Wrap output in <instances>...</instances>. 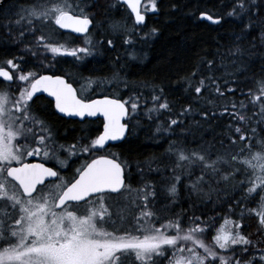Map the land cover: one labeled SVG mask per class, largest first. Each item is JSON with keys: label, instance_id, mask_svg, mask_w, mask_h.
I'll return each mask as SVG.
<instances>
[{"label": "snow or ice", "instance_id": "6c2138e0", "mask_svg": "<svg viewBox=\"0 0 264 264\" xmlns=\"http://www.w3.org/2000/svg\"><path fill=\"white\" fill-rule=\"evenodd\" d=\"M120 2L130 10V28L128 20L109 15L115 7L109 0H0V30L16 46L24 45L19 56L0 63V264H264V63L259 87L248 86L257 82L249 76L251 57L264 51V0H229L224 14H199L214 25L227 18L239 27L231 43L217 42L212 59H202L185 78H195L189 87L197 100L215 94L228 102L220 113L197 112L189 104L170 117L166 130L182 139L169 144L167 163L153 167L149 161L146 172L139 169L138 188L132 187L130 168L126 174L122 163L99 153L123 140L128 122L140 114L172 113L164 87L152 85L147 97L139 92L124 99L119 85L128 87V81L116 68L111 77L83 78L86 83L45 74L59 63L56 57L84 60L98 45L108 51L116 47L114 39L93 33H118L129 46L126 58L136 60V38L157 34L155 28L144 34L137 29L147 27L149 13L159 14L160 0ZM70 34H87L85 46L61 43ZM25 57L35 62L34 69L22 67L29 63ZM42 93L54 98L61 114L99 115L105 121L100 134L69 146L67 155L83 157V163L67 179L61 173L71 166L64 160L55 164L64 146L54 147L53 129L33 114ZM237 94L247 103L228 99ZM195 115L205 122L223 116L226 133L213 144L194 141L195 150L186 148L195 133H184L185 120L192 117L199 129ZM36 157L53 166L29 162ZM221 219L225 226L217 228ZM249 219L257 221L255 233L243 223Z\"/></svg>", "mask_w": 264, "mask_h": 264}, {"label": "trees", "instance_id": "16d2710c", "mask_svg": "<svg viewBox=\"0 0 264 264\" xmlns=\"http://www.w3.org/2000/svg\"><path fill=\"white\" fill-rule=\"evenodd\" d=\"M24 2L25 0H12L14 4H23ZM228 2L229 0H160L159 14H149L147 27L142 28V30L146 29L148 31L155 28L157 34L146 40L136 38V60L126 58V49L129 46L123 43L118 33L111 35L107 32H105V35L93 33L94 38L98 37L103 40L107 36L114 39L116 47L108 51L98 45L95 54L85 61H78L64 56L56 57L59 63L55 64L51 72L45 73L65 74L69 72L76 79L83 82V78L87 77V74L81 73L83 71L90 72V77H94L96 72H101L97 75V78L100 75L105 78L111 77L113 68H116L120 71L121 78L128 81V87H125L124 84L119 85L121 89L119 95L124 99L139 92H143L144 96L147 97L152 85L164 87L165 96L172 106V113L165 112L158 117L153 114L152 118H149L146 114H140L138 119L129 122L130 128L127 137L112 147L113 149H110L112 156L118 158L120 163L125 166L126 174L127 170L131 169L133 188L141 186L139 184V169L142 168L146 172L145 164L149 161L153 162V167H156L157 161L163 160L167 163L166 152L169 144L182 139L178 135H172L170 130H166L167 121L170 117L175 118L189 104L197 112L204 108L218 113L223 112V106L227 104V100L218 99L215 94L197 100L189 87V83L195 85V78L191 82L185 78L191 70H195V66L202 59H212L211 54L215 52L217 42L227 45L231 43L230 38L239 32V27L227 18L220 25H211L198 18L202 11L209 12L214 17L226 13L230 10L227 7ZM109 3L117 5L118 8H112L109 13L111 17L116 20H130L129 12L125 6L118 3V0H109ZM83 42V38H76L71 35H68L67 40L61 41V43H65L70 47H82ZM242 46L249 47L247 42ZM259 47V42H257V48ZM23 48V44L16 46L13 41L9 40L3 30H0V63L3 59L19 56ZM262 56H264V51H255L251 57L253 63L251 64L252 71L249 76L255 75L257 82L255 84L249 83L248 86L253 91H256L259 87V73L261 64L264 63V60L260 59ZM116 57H120L119 64L115 63ZM25 59L29 60V63L27 66L22 65V67L34 69L35 62L30 57H25ZM217 75H221V73H217ZM238 79L244 82L246 77L241 75ZM145 85L148 87H145ZM228 99L232 101L244 100L247 103V98L239 94L228 96ZM42 118L49 123L56 139L61 143L76 144L78 140L85 137L86 132L90 134L96 131L95 125L81 128L83 133L79 138L77 133L79 125L77 123L71 125L69 120L52 115L51 111L50 113H43ZM195 121H199V129H197L192 117L185 120L184 133L187 134L189 129L195 133L188 136V139L184 142V146L188 149L195 150L197 148L194 141L213 144L226 133L228 120L223 116L205 122L201 120L199 115H195ZM158 128L159 131H157ZM181 131L180 129L176 130L178 134ZM249 207H255V205L250 204ZM184 210H188L187 205L184 206ZM197 214L199 213L197 212ZM226 218L235 219L233 216H226ZM243 223H245L246 228L251 225L248 228L249 232L255 233L257 231V221L255 219H249ZM223 224L224 220L221 219L216 227L220 228ZM156 226L159 227V224ZM206 243H210V240H206ZM199 251L202 254V250Z\"/></svg>", "mask_w": 264, "mask_h": 264}, {"label": "flooded vegetation", "instance_id": "af4514ba", "mask_svg": "<svg viewBox=\"0 0 264 264\" xmlns=\"http://www.w3.org/2000/svg\"><path fill=\"white\" fill-rule=\"evenodd\" d=\"M119 3V2H118ZM124 6V5H123ZM127 9V8H126ZM127 11L129 12V10L127 9ZM149 14H151V13H149ZM80 72V71H79ZM81 73H84V74H87V77L86 78H88V77H90V72H87V71H83V72H81ZM98 73V74H97ZM99 73H101V72H96V74L94 75V77H90L92 80H96V79H98V78H102L101 77V75L97 78V75H99ZM48 74H52V73H48ZM56 74V73H55ZM57 75H62V76H64L66 79H69V76L71 77V79H69V82H74V81H80V80H78V79H76L73 75H72V73H69V72H66L65 74H57ZM82 83H86V81H84L83 80V82ZM73 85L75 86V87H78L79 85L77 84V83H73ZM112 86V85H111ZM110 86V87H111ZM0 87H2V85H0ZM90 89H92V90H95L96 89V84H91L90 86ZM38 95H40V99H39V101L36 103V106H35V108H36V112H34L33 114L34 115H37L42 121H43V123H46V124H48L49 125V123L46 121V120H44L43 118H42V115H43V113H50V111H51V114L52 115H56V116H58V117H60V118H62V119H66V120H69L70 122H71V125H75L76 123H77V125H79V130H78V136H79V138L81 137V135H82V133H83V129H81V128H84V127H92V125H95L96 126V131L93 133H85L84 135H85V137L87 136V137H90V138H94L96 135H98V134H100L101 132H102V129H103V124H104V121H103V119H88V118H86V119H84V120H79V119H72V118H65V117H63L62 115H60L58 112H57V110L55 109V107H54V102H53V100L52 99H50L49 97H47L46 95H44V94H38ZM88 95H90V96H92L93 98H98L99 97V95H100V93L99 92H96L95 94L93 93V91H89L88 92ZM37 130V132L39 133V128H37L36 129ZM76 133V134H77ZM52 135H53V137H55V134L52 132ZM56 138V137H55ZM70 145H72V144H68V148H69V146ZM54 147H55V145H54ZM70 157L71 156H69V155H66L64 158H68V159H70ZM29 162H44V163H46L47 165H49V166H53V162L52 161H49V160H47L46 158H43V157H36L35 159H30L29 160ZM68 170V169H67ZM67 170H65L64 172H67Z\"/></svg>", "mask_w": 264, "mask_h": 264}, {"label": "rangeland", "instance_id": "374dc122", "mask_svg": "<svg viewBox=\"0 0 264 264\" xmlns=\"http://www.w3.org/2000/svg\"><path fill=\"white\" fill-rule=\"evenodd\" d=\"M116 7V9H118L117 8V5L115 6ZM114 7V8H115ZM152 14V13H151ZM129 21V23H128V26H129V28L131 27V22H130V20H128ZM137 31H139L141 34H144V33H148L149 31L148 30H146V29H137ZM67 47H70L69 45H66ZM88 58H90V57H87L86 59H88ZM85 59V60H86ZM111 87H114V85H112ZM125 99H127V98H125ZM46 124V123H45ZM47 126L51 129V127L47 124ZM53 132V131H52ZM54 133V132H53ZM56 139V138H55ZM56 141L58 142V143H61V142H59L57 139H56ZM61 144H69V143H65V142H63V143H61ZM79 165L80 164H78V165H76L74 168H73V171H74V169L75 168H78L79 167ZM73 173H71L70 174V176L72 175ZM66 176V175H65ZM70 176H66L65 177V179H67L68 177H70ZM222 226H225V224H223ZM226 227H231V225H227ZM177 255H179V254H177Z\"/></svg>", "mask_w": 264, "mask_h": 264}, {"label": "water", "instance_id": "95a60500", "mask_svg": "<svg viewBox=\"0 0 264 264\" xmlns=\"http://www.w3.org/2000/svg\"><path fill=\"white\" fill-rule=\"evenodd\" d=\"M120 1V0H119ZM64 31H67V30H64ZM73 35H75V36H82V35H85V34H73ZM42 94H45V95H47V93H42ZM48 96V95H47ZM50 97V96H49ZM53 101H54V98H52V97H50ZM58 111V110H57ZM61 114V113H60ZM61 115H63V116H65V117H69V116H67L66 114H61ZM72 118H77V117H75V116H72ZM79 118V117H78ZM87 118V117H86ZM88 118H102L103 119V117L102 116H97V117H88ZM104 120V119H103ZM105 122V121H104ZM127 132H128V130H127ZM127 132H126V134H125V137H126V135H127ZM124 137V138H125ZM122 140H120V141H115V142H110V144H116V143H119V142H121Z\"/></svg>", "mask_w": 264, "mask_h": 264}, {"label": "bare ground", "instance_id": "6f19581e", "mask_svg": "<svg viewBox=\"0 0 264 264\" xmlns=\"http://www.w3.org/2000/svg\"><path fill=\"white\" fill-rule=\"evenodd\" d=\"M120 4V3H119ZM121 5V4H120ZM129 13H130V10H129ZM215 18V17H214ZM201 21H205V22H207V23H209V24H211L210 22H208V21H206V20H201ZM211 25H214V24H211ZM99 98H100V96H99ZM127 137V136H126Z\"/></svg>", "mask_w": 264, "mask_h": 264}]
</instances>
